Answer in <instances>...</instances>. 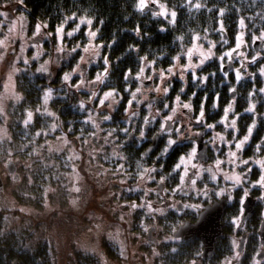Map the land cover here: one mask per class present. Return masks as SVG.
I'll return each mask as SVG.
<instances>
[{"label":"clouds","instance_id":"clouds-1","mask_svg":"<svg viewBox=\"0 0 264 264\" xmlns=\"http://www.w3.org/2000/svg\"><path fill=\"white\" fill-rule=\"evenodd\" d=\"M51 7L0 0V264H264V0Z\"/></svg>","mask_w":264,"mask_h":264},{"label":"trees","instance_id":"trees-1","mask_svg":"<svg viewBox=\"0 0 264 264\" xmlns=\"http://www.w3.org/2000/svg\"><path fill=\"white\" fill-rule=\"evenodd\" d=\"M57 2L58 0H25V4L29 9H31L28 15L31 17L33 22H36L37 18L43 19L48 17L53 11L51 5L56 4ZM68 3L69 0H64L65 6H67ZM81 3H85V0H81ZM41 9H44L43 15H41ZM57 23L58 19L56 17H52L50 19L49 26H56Z\"/></svg>","mask_w":264,"mask_h":264},{"label":"flooded vegetation","instance_id":"flooded-vegetation-1","mask_svg":"<svg viewBox=\"0 0 264 264\" xmlns=\"http://www.w3.org/2000/svg\"><path fill=\"white\" fill-rule=\"evenodd\" d=\"M235 25L233 24L230 28H229V36L232 38V44H233V46H234V43H235V31H234V29H235ZM170 36L167 38V40H169L170 41ZM245 39L246 40H248L249 41V44H251V34H248V35H246V37H245ZM256 47H258L259 46V41H257L256 42V45H255ZM249 55H251V53L249 52ZM238 63V62H237ZM217 65H214L213 67H216ZM258 66V65H257ZM249 69L251 70V71H255V68L252 66V65H249ZM230 79H232L233 81H234V73H232V74H230ZM256 83H257V86H259V83H260V77L259 76H257L256 77ZM249 87H251V83H249ZM226 91H227V89L225 88V90H224V92H225V94H226ZM223 100H224V97H222V102H223ZM255 171V170H254ZM255 178V177H254ZM258 213H259V209H257L256 210V212L254 213V215H258ZM249 251H251V243H250V245H249ZM246 262H247V257L245 258V264H246Z\"/></svg>","mask_w":264,"mask_h":264},{"label":"snow or ice","instance_id":"snow-or-ice-1","mask_svg":"<svg viewBox=\"0 0 264 264\" xmlns=\"http://www.w3.org/2000/svg\"><path fill=\"white\" fill-rule=\"evenodd\" d=\"M143 2V0H141V3ZM83 19V18H82ZM243 23V21H242ZM195 39V38H194ZM237 42H241V43H249L248 40L244 39V34L241 33L239 35L236 36L235 38V43H234V47L231 49V51L228 53V55H231L232 52H235L237 50L238 47H240V43ZM252 42V37H251V41ZM189 57H191L192 55V49H189V53H188ZM264 179V178H262ZM247 208V206L245 205V209Z\"/></svg>","mask_w":264,"mask_h":264},{"label":"rangeland","instance_id":"rangeland-1","mask_svg":"<svg viewBox=\"0 0 264 264\" xmlns=\"http://www.w3.org/2000/svg\"><path fill=\"white\" fill-rule=\"evenodd\" d=\"M16 7H17V10L19 11L20 6L17 5ZM28 16H29V15H28ZM29 20H30V30H31V28L35 25L36 22H33V21L31 20V17H29ZM71 26H72V23L70 22L69 25H68V27H71ZM55 27H56V26H49L50 30H53V31H54ZM46 46H47V45H46Z\"/></svg>","mask_w":264,"mask_h":264}]
</instances>
